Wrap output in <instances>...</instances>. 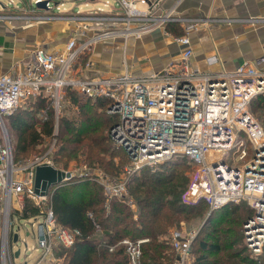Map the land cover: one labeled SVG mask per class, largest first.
<instances>
[{
    "label": "built area",
    "instance_id": "1",
    "mask_svg": "<svg viewBox=\"0 0 264 264\" xmlns=\"http://www.w3.org/2000/svg\"><path fill=\"white\" fill-rule=\"evenodd\" d=\"M119 4L124 13L106 19L124 21L125 29H109L84 37L76 33L58 52L38 46L23 71L0 75V264H16V258L23 254L22 245L25 253L29 251L26 238L21 236L22 229L27 236H37L33 250L38 252L32 258V253L26 254L23 264H55L56 249L72 248L81 235L79 230L58 221L51 191L47 196L35 193L37 165L49 163L57 167L53 159L56 140L44 144L46 150L41 155L17 163L5 119L22 101L43 96L54 101L58 121L67 88L93 100L108 101L106 113L117 118L109 137L124 150L130 162L129 169L126 168L130 177L144 166L186 158L193 173L182 195L184 203L206 204L214 210L229 203H246L253 213L243 225L245 243L255 255L262 253L264 128L250 106L257 96H264V57L253 63L245 61L229 71L203 70L192 61L190 32L196 23H191L185 24L182 35L164 30L181 49L178 58L165 69L146 75L136 74L130 68L109 75L94 73L91 55L98 42L117 35L139 36L151 29L150 25L134 27L141 13L135 0H119ZM78 17L80 25L85 26V18ZM207 61L215 65L219 58L211 56ZM57 133L58 122L55 137ZM70 173L72 177L65 182L74 177ZM99 183L108 201L119 199L136 208L127 179ZM29 205L36 211L25 212ZM197 233L186 229L170 231L168 241L177 256L175 264H193ZM148 241V237L125 238L110 250L124 246L128 264H142V245Z\"/></svg>",
    "mask_w": 264,
    "mask_h": 264
},
{
    "label": "trees",
    "instance_id": "2",
    "mask_svg": "<svg viewBox=\"0 0 264 264\" xmlns=\"http://www.w3.org/2000/svg\"><path fill=\"white\" fill-rule=\"evenodd\" d=\"M168 28L176 35L184 33L175 24ZM65 98L74 112L60 118L61 133L53 156L55 164L66 166L79 150L77 143L85 139L88 159L119 175L124 164H114L104 156L115 152L109 131L117 118L106 113L108 101L84 97L71 88L65 90ZM28 101V105L20 106L6 121L8 128L19 133L15 161L18 155L26 158L32 148L55 133L53 100L38 96ZM250 108L264 123V96H257ZM40 116L47 119L41 120ZM190 168L186 158H177L140 170V175H134L129 183L137 212L119 199L108 201L103 187L95 181L73 177L54 188L51 202L58 221L81 232L72 248L61 250L66 263L128 264L124 246H117L113 251L110 247L125 238L148 237L149 241L142 245V264H175L177 256L168 241L170 231L182 222L204 221L207 209L210 210L206 204L189 205L182 200L190 183L187 172ZM28 210L36 211L32 205L25 212ZM252 213L246 203H229L214 210L203 225L211 231L206 232L208 238H201L202 227L194 240L193 264H264V249L255 255L244 239L243 225Z\"/></svg>",
    "mask_w": 264,
    "mask_h": 264
},
{
    "label": "crops",
    "instance_id": "3",
    "mask_svg": "<svg viewBox=\"0 0 264 264\" xmlns=\"http://www.w3.org/2000/svg\"><path fill=\"white\" fill-rule=\"evenodd\" d=\"M38 1L0 0V6L6 9L36 6ZM78 1L51 0L49 3L59 10H68L64 6H82L77 13L73 8L69 11L74 16L84 15L85 26L80 25L81 19H74L71 31L64 22L1 18L0 75L23 71L38 46L58 52L76 33L84 37L126 28L124 21L99 20V17L93 20L97 15H122L119 0ZM135 6L141 13L140 21L134 22V27L150 25L151 29L139 36L117 35L98 42L91 55L94 65L99 68L95 70L93 65L94 73L109 75L130 68L136 74L146 75L165 69L181 52L179 46L165 35L164 30L175 34L168 28L171 24L184 32L185 24L196 23L190 32L192 61L203 70L229 71L245 61L253 63L264 57V0H135ZM84 8L89 10L84 11ZM169 18L180 21L171 22ZM158 30L160 35L156 34ZM211 56H217L219 63L208 64L207 59Z\"/></svg>",
    "mask_w": 264,
    "mask_h": 264
},
{
    "label": "rangeland",
    "instance_id": "4",
    "mask_svg": "<svg viewBox=\"0 0 264 264\" xmlns=\"http://www.w3.org/2000/svg\"><path fill=\"white\" fill-rule=\"evenodd\" d=\"M72 1L73 2H77L78 0H72ZM64 7L67 8L68 10H63V9L59 10L57 6H51L50 9L38 8L37 6H16V7L15 6H10L8 8H11V9H6V8H3V7L1 8V6H0V19L1 18L6 19V18L10 17V18H13V19L25 18L28 21L42 20V21H45V22H56V23L57 22H59V23L64 22V24L67 23L68 31H71L72 30V27H71L72 21H74V19L77 20L78 16L77 15L74 16L72 14V11H69V10H71L73 8V11L75 13H77L78 11H80L79 8L82 7V6H64ZM87 10H89V9L84 8V11H87ZM18 13H20V14H18ZM81 17H84V15L81 16ZM95 17H99L98 18L99 20H101V19L105 20L107 16H105V15H103V16L102 15L93 16V20L95 19ZM156 34L160 35L161 31H159V30L156 31ZM98 69L99 68H97L95 66V70H98ZM28 104H29L28 100L21 102V106H25V105H28ZM53 105H54V101H53ZM70 108H71L70 101H68L65 98V94H64V96H63V98L61 100V106H60V109H59V112H58V114H59L58 121L56 119L57 110L55 109V107L53 108L54 112H55V113H53L54 114L53 119H55V124L58 122V133L56 134L57 136L56 137L55 136L48 137L46 139V141L43 142L44 144L50 145L51 143L49 144L48 143L49 141L56 140L55 148L57 149L58 134L61 133L60 118L63 117L64 115H68L69 113H73L74 110H70ZM255 116L260 120V122H261V124H262V126L264 128V123H262V120L256 114H255ZM40 118H41V116H40ZM5 119L7 121L8 118H5ZM41 120H43V119H41ZM89 127L90 126H88L87 128H89ZM8 130H9V133H10L11 138L13 140L14 152L16 153V144H17V141H18L19 133L16 130H13L12 128H10V127L8 128ZM54 132H55V130H54ZM44 144H43L42 147L37 146L35 148H32L30 150V153L26 156V158H22L20 155H18V159L16 160V162L25 163V162H28L29 160H31L32 158H34L35 156L41 155L46 150L45 147H44ZM77 146H79V150L73 154L74 156H72V158L68 161L67 165L64 166L63 163H59V164H56L57 168H59L61 170H64V171H67V172H72L74 177H78V178H81V179H88V180H90L92 182L93 181L98 182L99 185H101L99 183V181H103V180H106V179L107 180H125V179H127V181H128V191H130L129 183L132 182V180H133V178L135 176L133 175L134 177L133 176L130 177L129 174L126 173V168L129 169V166H130L129 163L130 162L127 159V157L124 154V152H122V150L119 147L114 146V148H115V152L114 153L112 152V153L104 154L106 160H111L114 164H124L123 171L119 175L115 176V175L111 174L110 170L102 168L98 164L93 163L92 160L88 159V153L89 152H88V148H87L88 147L87 146V141L85 139L82 140V142H79V144L77 143ZM56 149H55V151H56ZM228 161L231 162V156L228 158ZM144 167H147V166H144ZM191 167H192V165H191ZM187 172H188L189 176H192L193 168H190ZM137 175H140V174L137 173ZM53 190L54 189H52L51 192ZM130 195H131V193H130ZM132 199L134 201L133 197H132ZM137 210H138V207L134 208L135 212H137ZM209 211L210 210L207 209L204 221L206 220V218H207V216L209 214ZM204 221L198 220V221L192 222L190 224L186 223V222H182L181 225L175 226L174 229H177V230L186 229V231L192 230V231H195V232L199 233L200 230L203 227ZM27 227L30 228V226H27ZM204 227H205V231H204ZM204 227H203L202 233L200 234L202 239L203 238H208V237H206L207 236L206 232H211L209 228H207L206 226H204ZM34 230H36V229H34ZM198 233H197V235H198ZM21 236H22V238H26V242L28 244L29 251L27 253H25L27 250L25 249V246L22 245V248H23V252L22 253L23 254L19 258H16V264H23L26 261L25 260L26 259V254L32 253V256H30L31 258L33 256H35L36 254H38V252L33 250L34 247L36 246V243H37V240H36L37 236H33V235L27 236L25 229H22ZM61 250L62 249H56V251L54 253L55 259L57 258L55 264H57V260H58L59 264H67L66 263L65 254H63L61 252ZM31 258H29V259H31ZM29 259H27V260H29Z\"/></svg>",
    "mask_w": 264,
    "mask_h": 264
},
{
    "label": "water",
    "instance_id": "5",
    "mask_svg": "<svg viewBox=\"0 0 264 264\" xmlns=\"http://www.w3.org/2000/svg\"><path fill=\"white\" fill-rule=\"evenodd\" d=\"M50 2L51 0H40L36 2V6L38 8L50 9L51 6L48 5ZM71 177L72 174L70 172L61 170L49 163L38 164L35 175V193L37 195L47 196L52 189L60 186ZM213 211L214 209H210L203 225L209 221ZM15 240H17V236H15ZM16 255H19V252Z\"/></svg>",
    "mask_w": 264,
    "mask_h": 264
}]
</instances>
